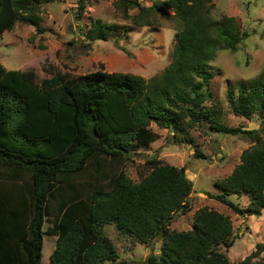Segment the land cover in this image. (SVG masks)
<instances>
[{"label": "trees", "instance_id": "obj_1", "mask_svg": "<svg viewBox=\"0 0 264 264\" xmlns=\"http://www.w3.org/2000/svg\"><path fill=\"white\" fill-rule=\"evenodd\" d=\"M58 0H0V35L18 22L42 33L39 7ZM90 0H78L79 21ZM123 10L138 9L134 21L151 25L154 12L174 10L173 60L152 79L133 73L97 70L73 77L53 74L37 81L34 72L6 68L0 59V264H105L119 252L105 231L152 245L158 254L144 264H231L223 245L234 244L229 215L204 206L186 231L170 228L176 214L192 211L193 181L185 167L152 158L149 174L134 182L125 167L132 155L157 138L151 128L174 132L192 143L187 128L202 121L217 133L240 134L253 143L230 175L215 181L209 197L240 216L264 210V137L258 129L229 127L214 108L210 62L218 49L236 51L250 36L235 17L210 18L212 0H119ZM127 15V12H125ZM118 25L101 19L86 34L89 43L109 40ZM236 116L264 122V71L249 84L226 92ZM183 134V137H179ZM197 156H203L196 149ZM248 197L241 206L229 197ZM44 252L49 254L44 257ZM264 240L236 264H253Z\"/></svg>", "mask_w": 264, "mask_h": 264}, {"label": "rangeland", "instance_id": "obj_2", "mask_svg": "<svg viewBox=\"0 0 264 264\" xmlns=\"http://www.w3.org/2000/svg\"><path fill=\"white\" fill-rule=\"evenodd\" d=\"M155 0H140L146 7ZM163 1V0H162ZM215 5L210 10L212 20L235 17L241 31L250 36L236 51L225 49L222 40L217 41L218 49L210 62L214 73L211 80L213 97L206 104L221 115V120L229 127L258 129L264 137V122L253 115V119L236 116L228 103L226 92L240 83L249 84L264 71V0H212ZM119 0H90L81 20L76 19L78 0H58L45 2L39 7L42 33L36 27L18 22L13 30L0 35V59L10 61L6 68L34 72L40 83L59 72L73 77L97 70L133 73L146 79L160 75L173 60L175 33L178 21L174 10L166 7V12H154L151 25L143 26L134 21L138 9L123 10ZM127 12V15L126 13ZM101 19L118 25L109 40L89 43L86 34L93 22ZM156 140L147 148L132 155L125 170L128 176L139 182L149 174L146 160L156 158L178 167L186 168L187 177L193 181L191 195L192 211L176 214L170 228L186 231L192 228L195 212L208 206L231 217L234 228V244L222 251L226 252L231 264H236L253 251L264 240V210L259 216H240L205 192H220L215 181L232 173L241 162L242 151L252 145V141L240 134H223L212 131L207 121L186 130L194 140L192 143L179 142L174 132L151 125ZM180 134L179 137H183ZM203 156H197L196 149ZM235 203L246 206V195L229 197ZM105 231L116 245L119 258L113 264H144L150 254L160 252L161 240L152 245L139 242L133 236L120 233L114 225H107ZM49 256L44 252V257ZM253 264H264V253L252 260ZM111 264V263H105Z\"/></svg>", "mask_w": 264, "mask_h": 264}, {"label": "crops", "instance_id": "obj_3", "mask_svg": "<svg viewBox=\"0 0 264 264\" xmlns=\"http://www.w3.org/2000/svg\"><path fill=\"white\" fill-rule=\"evenodd\" d=\"M6 31H9V30H6ZM6 31H4L2 34H4ZM2 62V64L6 67V64H10V61L6 58V56H5V58H4V62L3 61H1ZM9 69V68H8ZM11 69V68H10Z\"/></svg>", "mask_w": 264, "mask_h": 264}]
</instances>
